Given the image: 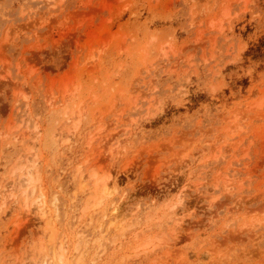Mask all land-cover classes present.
I'll list each match as a JSON object with an SVG mask.
<instances>
[{
	"label": "rangeland",
	"instance_id": "1",
	"mask_svg": "<svg viewBox=\"0 0 264 264\" xmlns=\"http://www.w3.org/2000/svg\"><path fill=\"white\" fill-rule=\"evenodd\" d=\"M0 264H264V0H0Z\"/></svg>",
	"mask_w": 264,
	"mask_h": 264
},
{
	"label": "bare ground",
	"instance_id": "2",
	"mask_svg": "<svg viewBox=\"0 0 264 264\" xmlns=\"http://www.w3.org/2000/svg\"><path fill=\"white\" fill-rule=\"evenodd\" d=\"M31 176V171H28V176L26 177V179H24L23 181H28L29 180V183L31 181V178H29ZM28 183V182H27ZM26 195V194H25ZM26 203V202H25ZM26 205V204H25Z\"/></svg>",
	"mask_w": 264,
	"mask_h": 264
}]
</instances>
